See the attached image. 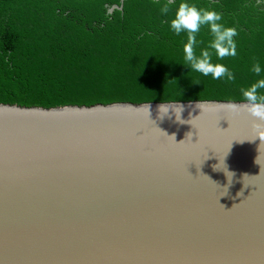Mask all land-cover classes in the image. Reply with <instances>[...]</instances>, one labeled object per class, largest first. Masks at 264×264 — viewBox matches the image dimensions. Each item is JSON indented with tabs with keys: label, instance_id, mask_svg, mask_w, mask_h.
<instances>
[{
	"label": "water",
	"instance_id": "water-1",
	"mask_svg": "<svg viewBox=\"0 0 264 264\" xmlns=\"http://www.w3.org/2000/svg\"><path fill=\"white\" fill-rule=\"evenodd\" d=\"M244 103L0 101V264H264Z\"/></svg>",
	"mask_w": 264,
	"mask_h": 264
},
{
	"label": "trees",
	"instance_id": "trees-1",
	"mask_svg": "<svg viewBox=\"0 0 264 264\" xmlns=\"http://www.w3.org/2000/svg\"><path fill=\"white\" fill-rule=\"evenodd\" d=\"M181 2L221 15L235 28L236 55L208 48L209 26L194 51L235 77L213 79L185 65L170 21ZM123 3L109 11L113 4ZM167 4L168 12L161 8ZM259 64L260 75L253 72ZM264 78L263 0H0V101L64 103L153 99H244L241 89ZM264 94V90H260Z\"/></svg>",
	"mask_w": 264,
	"mask_h": 264
},
{
	"label": "clouds",
	"instance_id": "clouds-1",
	"mask_svg": "<svg viewBox=\"0 0 264 264\" xmlns=\"http://www.w3.org/2000/svg\"><path fill=\"white\" fill-rule=\"evenodd\" d=\"M168 10L167 4L161 8L162 13H167ZM219 21H221L219 13L200 9L194 4L181 2L175 12V17L170 21V26L178 35L181 32L187 33V43L183 46L185 65L189 66L192 71L201 73L204 76L211 74L213 79L226 77L227 81L231 82L235 80L233 73L223 64H213L211 53L208 50H202L199 56L194 51V45L197 43L196 34L200 31L201 26L207 25L213 36L208 48L214 50L218 58L223 59L237 54L236 44L233 40V37L237 35L236 29L226 27ZM252 70L258 76L261 73L259 64H255ZM260 90H264V78L257 80L246 89H241L246 103L243 105L228 104L226 107L237 113L243 110L254 118L252 121V136L249 141L259 139L261 141L260 145H262L264 144V94H261ZM159 111L162 115L167 114L169 107L161 105ZM174 111L176 119L180 120L182 107H175ZM171 137L175 139L174 135Z\"/></svg>",
	"mask_w": 264,
	"mask_h": 264
},
{
	"label": "flooded vegetation",
	"instance_id": "flooded-vegetation-1",
	"mask_svg": "<svg viewBox=\"0 0 264 264\" xmlns=\"http://www.w3.org/2000/svg\"><path fill=\"white\" fill-rule=\"evenodd\" d=\"M259 1V0H258ZM264 1V0H263Z\"/></svg>",
	"mask_w": 264,
	"mask_h": 264
}]
</instances>
